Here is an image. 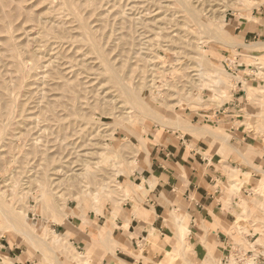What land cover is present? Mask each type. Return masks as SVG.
I'll list each match as a JSON object with an SVG mask.
<instances>
[{
	"label": "rangeland",
	"instance_id": "374dc122",
	"mask_svg": "<svg viewBox=\"0 0 264 264\" xmlns=\"http://www.w3.org/2000/svg\"><path fill=\"white\" fill-rule=\"evenodd\" d=\"M186 1L234 44L233 22L250 19L262 3ZM195 24L174 0H0V206L17 212L20 223L54 246L55 260L75 263L73 254L81 255L53 230L55 224L73 215H102L134 199L140 187H124L144 167L136 160L151 135L179 130L175 124L184 129L191 114L219 108L230 101L231 90L238 91V82L253 108L244 124L264 152V46L256 47L255 58L243 59L252 67L236 76L227 67L236 62L237 46L214 42ZM86 32L156 119L127 102ZM215 79L221 82L215 85ZM241 172L228 170L224 185L231 193L242 184ZM254 191L264 197L261 187ZM239 208L228 232V257L208 250L203 261L193 260L183 224L176 222L174 250L143 264H259L264 201H240ZM110 230L102 228L99 239H108ZM6 241L54 264L45 247L18 234L0 214V246ZM0 264L14 263L0 253Z\"/></svg>",
	"mask_w": 264,
	"mask_h": 264
},
{
	"label": "crops",
	"instance_id": "0c3cea01",
	"mask_svg": "<svg viewBox=\"0 0 264 264\" xmlns=\"http://www.w3.org/2000/svg\"><path fill=\"white\" fill-rule=\"evenodd\" d=\"M260 1L259 10L250 19L232 25L238 53L232 63L236 76H244L247 67H252L243 59L255 58L259 52L256 47L264 45V0ZM242 86L238 82V91L231 90L230 101L219 108L191 114L184 129L161 133L158 129L151 135L149 148L136 160L143 161L144 167L124 187H140L133 190L134 199L102 215L68 216L53 230L66 236L74 253L90 255L93 264H143L144 260L160 261L166 252L174 250L178 217L189 232L186 240L193 260L203 261L208 250L216 251L218 258L228 257L232 244L228 232L240 201H264L254 191L261 187L264 192V152L253 129L244 124L253 108L244 100ZM208 129L225 136L213 137ZM238 168L242 184L231 193L224 183L228 170ZM244 173L250 178L246 179ZM106 225L111 229L110 236L100 240L99 232ZM0 248V253L14 264H44L38 251L31 253L7 241ZM59 261L76 264L68 258ZM258 263L264 264V254L259 255Z\"/></svg>",
	"mask_w": 264,
	"mask_h": 264
},
{
	"label": "bare ground",
	"instance_id": "6f19581e",
	"mask_svg": "<svg viewBox=\"0 0 264 264\" xmlns=\"http://www.w3.org/2000/svg\"><path fill=\"white\" fill-rule=\"evenodd\" d=\"M177 5L179 6L180 10L186 15L188 16L192 21H194L197 25H198V30H200L202 32L203 35L207 36L209 39L213 40L216 43H219L221 45L224 46H229L230 48L232 47H236V44L233 43H226L222 37V31L221 29H217L215 26H213V24H208L204 21V19H202L188 4V2L186 0H174ZM245 1V0H244ZM195 24V26H196ZM197 27V26H196ZM87 35V39L93 49V51L98 53V57L102 59L103 63H105L106 69L109 72V78L113 81V83L119 88V90L126 96V100L128 103H131L133 105V109L141 115L147 116L149 118L152 119H156V114L155 112L152 111V109L149 107V105L147 103L144 102V98L139 97L138 94L134 91V89H131L125 82H123L121 75L118 71L114 70L111 68V66L108 64V61L105 59V57L100 54L98 52V48L96 45V42L94 40V38L89 34V32H86ZM261 46V45H260ZM264 46V45H263ZM255 47V46H254ZM205 51V50H203ZM221 82V80H214V84L217 85ZM197 87V86H195ZM200 90H202V88H200ZM250 91L251 90H247ZM255 91V90H254ZM253 91V92H254ZM250 95V94H249ZM252 95V94H251ZM175 128L177 129H182L179 125L175 124L174 125ZM205 131V130H204ZM211 134V133H210ZM214 134H212L213 136ZM214 137V136H213ZM219 139V138H218ZM225 143V142H224ZM118 158V156H117ZM246 174V173H244ZM0 214L3 215L4 219L6 220L7 223H9L10 227L16 231L18 234H20L21 236H23L25 239H27L28 241H33L35 244L36 242L41 244V246L45 247V251L47 253H49L51 255V258L54 261V264H60L59 261L55 260V250L56 248L52 245H49L48 243L44 242L43 239H41L39 237V235L35 234L34 232H32L28 226H26V224L20 223L18 221V213L12 210H4L1 206H0ZM66 217V216H65ZM22 220V219H21ZM237 221H239V217H237ZM177 223L179 225H181L180 223V219H177ZM181 229H182V234L183 236L187 237L188 235V230L181 225ZM53 236L55 238H58L59 236L56 235L53 232ZM261 244L260 246L262 247V242L264 240H262L260 238ZM59 243V242H58ZM34 244V245H35ZM57 247V246H56ZM58 248V247H57ZM64 250V249H63ZM59 252H61L60 250H58ZM57 253V254H61V253ZM167 253V252H166ZM63 255V254H62ZM58 257V256H57ZM73 258L77 259V261L75 262L76 264H83L84 262L82 261L84 258L86 260L87 263L91 262V256L90 255H86V256H81V255H76L73 254ZM50 259V258H49ZM233 263V262H232Z\"/></svg>",
	"mask_w": 264,
	"mask_h": 264
},
{
	"label": "built area",
	"instance_id": "2783aa9c",
	"mask_svg": "<svg viewBox=\"0 0 264 264\" xmlns=\"http://www.w3.org/2000/svg\"><path fill=\"white\" fill-rule=\"evenodd\" d=\"M229 70H231V72L234 74V69L233 68H230V67H227ZM234 71V72H233Z\"/></svg>",
	"mask_w": 264,
	"mask_h": 264
}]
</instances>
